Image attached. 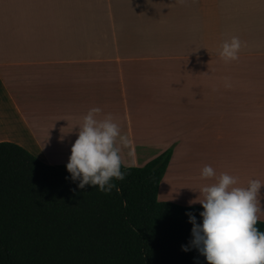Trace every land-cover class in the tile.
Wrapping results in <instances>:
<instances>
[{"label": "crops", "instance_id": "1", "mask_svg": "<svg viewBox=\"0 0 264 264\" xmlns=\"http://www.w3.org/2000/svg\"><path fill=\"white\" fill-rule=\"evenodd\" d=\"M1 142L264 221V0H0Z\"/></svg>", "mask_w": 264, "mask_h": 264}, {"label": "trees", "instance_id": "2", "mask_svg": "<svg viewBox=\"0 0 264 264\" xmlns=\"http://www.w3.org/2000/svg\"><path fill=\"white\" fill-rule=\"evenodd\" d=\"M172 155L49 165L0 143V264H264V221L158 199Z\"/></svg>", "mask_w": 264, "mask_h": 264}, {"label": "rangeland", "instance_id": "3", "mask_svg": "<svg viewBox=\"0 0 264 264\" xmlns=\"http://www.w3.org/2000/svg\"><path fill=\"white\" fill-rule=\"evenodd\" d=\"M171 100H172V101H175L176 99H171ZM189 165H191V164L189 163L188 166H189ZM192 166L194 167V169L197 168V166H195V165H192ZM192 166H189V167H192ZM190 169H192V168H190ZM195 170H196V169H195ZM192 171L194 172V170H188V171H187V175L190 174V172H192ZM185 172H186V171H185ZM186 177H187V176H186ZM184 181H185V180H184ZM180 183H181V182H180ZM173 192H176V191L174 190ZM178 193L182 194L183 192H182V193H181V192H178ZM159 201H160V200H159ZM163 202H165V201H163ZM171 203H172V202H171ZM174 204H175V203H174ZM177 205H178V204H177Z\"/></svg>", "mask_w": 264, "mask_h": 264}, {"label": "bare ground", "instance_id": "4", "mask_svg": "<svg viewBox=\"0 0 264 264\" xmlns=\"http://www.w3.org/2000/svg\"><path fill=\"white\" fill-rule=\"evenodd\" d=\"M186 182H187L188 184H182V186L180 187L181 190H182V189H185L186 186L191 185V181H190V179H187ZM192 186H193V185H192ZM188 191H189V189H188Z\"/></svg>", "mask_w": 264, "mask_h": 264}]
</instances>
